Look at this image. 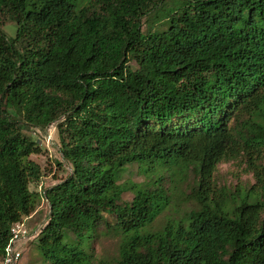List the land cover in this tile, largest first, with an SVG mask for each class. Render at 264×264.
I'll use <instances>...</instances> for the list:
<instances>
[{
	"label": "trees",
	"instance_id": "trees-1",
	"mask_svg": "<svg viewBox=\"0 0 264 264\" xmlns=\"http://www.w3.org/2000/svg\"><path fill=\"white\" fill-rule=\"evenodd\" d=\"M54 122L71 170L42 193L44 264H264V0H0V261L39 199L23 126ZM240 154L255 184L217 187ZM131 163L146 180H120ZM187 172L195 207L156 228ZM105 229L117 253L95 262Z\"/></svg>",
	"mask_w": 264,
	"mask_h": 264
},
{
	"label": "rangeland",
	"instance_id": "rangeland-1",
	"mask_svg": "<svg viewBox=\"0 0 264 264\" xmlns=\"http://www.w3.org/2000/svg\"><path fill=\"white\" fill-rule=\"evenodd\" d=\"M142 28H163L159 21H155L154 17L143 18ZM4 33L13 37L16 32V24L10 19H4L1 24ZM132 67H135L133 61L130 62ZM56 122L50 124L44 129H38L32 126L24 125L23 130L27 135L32 136L38 142L41 152L33 153L30 158L34 160L41 169V176L37 181L29 184V189L37 192L39 199L36 202L34 211L24 218L23 223L25 228L29 231L27 238L16 242L15 246L22 253L21 260L29 264H44L43 260L35 248V231L38 232L47 220L49 213V206L46 199L42 196L44 189L51 185L58 183L64 179L71 170L70 163L66 161L61 154L60 136L57 131ZM177 179H170L166 176L163 180V186L167 188V193L171 196V202L168 207L161 213L155 221V227L160 226L166 216L176 215L195 207V199L191 195V188L194 185V176L187 172L184 176H177ZM147 177L140 171L137 163L128 164L122 172L121 181L141 182ZM212 182L217 187L225 186L233 190L235 186H242L248 188L255 184L256 179L253 171L249 169L247 164V157L245 154H240L235 159L222 160L217 163L215 170L212 173ZM133 198L131 191L122 193V199L130 201ZM106 219L110 224L115 222L114 216L105 213ZM118 238L116 235L107 231L106 229L95 237L92 244V252L94 261L110 260L117 253Z\"/></svg>",
	"mask_w": 264,
	"mask_h": 264
},
{
	"label": "built area",
	"instance_id": "built-area-1",
	"mask_svg": "<svg viewBox=\"0 0 264 264\" xmlns=\"http://www.w3.org/2000/svg\"><path fill=\"white\" fill-rule=\"evenodd\" d=\"M37 231H35V234ZM29 231L25 228L24 223H16L11 228V236L5 246L3 257L0 264H29L21 260L22 253L16 248L15 244L17 241L27 238Z\"/></svg>",
	"mask_w": 264,
	"mask_h": 264
}]
</instances>
